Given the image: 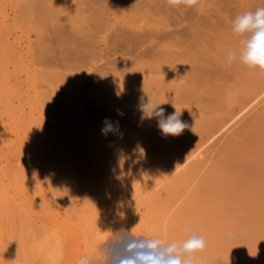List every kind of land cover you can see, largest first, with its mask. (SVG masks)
Returning <instances> with one entry per match:
<instances>
[{
    "label": "rangeland",
    "instance_id": "1",
    "mask_svg": "<svg viewBox=\"0 0 264 264\" xmlns=\"http://www.w3.org/2000/svg\"><path fill=\"white\" fill-rule=\"evenodd\" d=\"M108 1L37 0L36 3V0L35 2L34 0H0V181L2 179L0 183L4 182L0 184L2 185L0 191L8 197L6 205L0 202V264H77V261L85 255L93 258L95 264H104L105 256L102 249L105 242L112 234L121 231L131 232L134 236H147L159 232L161 238L168 242L182 241L192 234L201 235L206 241V248L196 255L201 259L202 264H264V96L260 97L259 104L255 103V107L253 105L252 109L246 112L247 114L241 116L242 119L239 118L237 123H234L230 132L216 142L217 145L207 148L203 152L205 155L202 153L203 156L198 155L199 158L192 157L191 162L190 159L187 160L184 167L178 170L172 168L177 158L180 159V156L187 154L194 144H198L200 139L203 140L205 136L210 135L225 120L230 114L231 104L232 107L234 106L232 110H235L237 103L241 104L240 101L244 102L246 99L245 94L249 96L254 89L255 91L258 89L259 84L264 81L262 80L264 72L258 68L250 69L243 64L241 66L239 62L227 67L229 70L226 68V71L233 80L231 82L237 85L233 88V84L227 83L232 87L231 90L226 89L228 96L225 98L224 89L229 86L226 85L220 90L215 87L220 93L216 91L218 94L215 96L214 92L211 96L214 95L215 98L220 96L218 98L221 100L215 98L211 100L222 101V105L214 101L215 105L213 106V103L210 106L205 103L210 100L201 102L206 96L202 95L205 94L202 90L204 86H201L199 80L192 79L193 83L186 85L187 82L190 83L191 75L193 76L190 72L192 69L187 68L186 59L184 65L181 63L182 58L178 59L175 50H173L175 56L172 57L174 59L177 57L175 60L179 66L183 65V71L182 66L177 67L176 61L171 59V54L170 58H166L171 53L170 50L168 54V51L166 54L163 53L164 55L161 54L162 59L161 55L152 58L151 55L137 56L132 60L127 58L112 63L108 67L105 63L107 60L102 59V53L107 51V48L104 47L103 51L98 50L102 39H107L111 44L115 40L114 43L120 41V45H129L132 39L125 32L130 31L132 25L147 27V20L150 19H144L143 14L140 16L141 12L136 13L133 10L129 11H133L131 14L135 12L133 15L136 18L134 19L133 15L131 18L129 13L130 17H127L128 9L125 10L126 17L125 14H121L127 5L130 3L133 5V0H127L129 2L122 0L119 4L116 0L114 9L110 7ZM201 1L206 5L215 2V7L222 1L217 9L221 7V13L225 15H234L232 10L234 11L237 4L242 2V0L239 3L238 0ZM245 2L243 3L246 4ZM218 11L216 10L217 13ZM218 15L213 16L217 18ZM220 15L219 20H215V17L213 19L221 26H224V23L226 25V21L223 20L231 19L233 16L230 15L231 18H228L230 16L226 15L225 18L224 15L222 18ZM142 16L144 18H141ZM150 21L148 24L151 23ZM152 22H155L152 26L156 23L158 26L162 25V22L159 25L156 20ZM164 24L166 23H163V27ZM169 24L170 29L181 30L176 22L171 21ZM196 30L195 34L198 33ZM88 31L91 34L88 35ZM210 31L207 29L204 31L209 33L208 37L210 33L212 34ZM202 34L204 37L207 36L203 32L200 35ZM76 35L80 39L91 37L92 43L87 47L91 48L90 51L86 50L85 46L80 47L77 46L78 44L75 46L76 41L72 48L71 42L74 39H69L75 37L76 40ZM191 37L185 35V38L190 40ZM194 37L197 41L199 34ZM211 38L208 39L207 46L212 48L214 42ZM200 43L203 44L201 41ZM41 44L44 46L42 47ZM48 45L53 46V53L49 52L51 49ZM41 47L42 50L47 49V53L45 49L41 51ZM75 47H80L79 51ZM70 49L75 51V54L73 52L71 54ZM194 50L195 45H192L186 55L197 56L199 51ZM79 52L81 55L85 54L81 56ZM227 52L225 51V59ZM110 57L114 56L110 55ZM156 58L158 59L155 60ZM166 60H169V63L164 62ZM237 64L239 67L235 66ZM231 74L237 75L233 77ZM219 75H215L217 77L212 79L214 85L216 82L224 81L223 77L222 80L218 78L222 74ZM152 79L155 80L153 83L160 84L152 85ZM253 80H256L255 83ZM177 81L182 86H179ZM168 83L169 85L166 86ZM57 84L60 87H57ZM147 85L155 90V87L159 86L157 89L161 93L170 85L167 91L170 89L169 91L179 92L181 87L183 91V87L186 86L188 88L187 91L184 90L186 93H189L188 90L191 94L199 91L201 98L198 94L194 95L195 99L198 97L199 102L193 101L194 99L190 98L191 94L184 92L187 99L196 103L187 105L185 104L189 100L185 102L181 90L179 95L184 99H180L178 92L176 94L180 102L183 100L181 103L176 98H171L174 104L169 103L168 100H172L170 94L166 92L160 93L162 97L159 96L160 94L159 97L156 96L158 93L153 97L149 96L153 102L156 98L157 104L161 99L168 101L169 104L165 101L164 104L160 102L164 114L166 113L165 118L173 114L177 108L179 110L180 104L183 106L180 109H186V111L182 109L184 114L182 112L180 119L187 127L179 136L164 135L158 128V118L153 117L156 119L155 122L148 118L154 123L146 122L148 120H145L142 111L141 114L139 113L142 118L138 120L140 103H146L150 99L146 97V100L139 94L140 91L145 90V87L150 88ZM175 85L178 86L177 90ZM69 86L71 87L68 88ZM161 86L163 89L160 88ZM188 86L193 87V92ZM222 90L224 92L221 96ZM222 97L226 99L225 102ZM175 100L179 103L177 108H174L177 103ZM198 103H203V107L204 104L207 105V108L199 106ZM194 104L196 108L193 107ZM126 105L128 109L124 108ZM199 110L201 111L198 112ZM186 112L187 115L191 113L190 117L187 118ZM219 116H223L220 121ZM136 117L138 119L133 121ZM213 117L217 119L212 121L215 119ZM105 121L118 130L104 134L102 129L106 127ZM150 124H155L156 126H153L155 129L147 127ZM167 136L173 138L170 140ZM115 137L118 142L120 141V145L113 140ZM166 138L168 141H165ZM162 142H167L168 150L166 144L163 145ZM137 149L142 154L147 149L152 156L146 150L143 156L147 161L139 154L141 158L139 162L135 158L138 153L134 154L132 151L136 152ZM177 150L181 153L180 156H177L179 153ZM122 153H125V156L121 155ZM146 154L150 157H146ZM107 155L111 157H109L111 163ZM117 156L123 158L118 159ZM149 158L153 159L150 161ZM122 164L126 166L123 167ZM118 175L121 177L119 178ZM185 228L188 231H184ZM35 249L38 253H35ZM39 250L44 253H39Z\"/></svg>",
    "mask_w": 264,
    "mask_h": 264
},
{
    "label": "bare ground",
    "instance_id": "2",
    "mask_svg": "<svg viewBox=\"0 0 264 264\" xmlns=\"http://www.w3.org/2000/svg\"><path fill=\"white\" fill-rule=\"evenodd\" d=\"M32 1V0H31ZM39 1V0H38ZM114 1H116V0H109L108 2H109V5H110V7L112 6L113 7V5H115V2ZM119 1H122V0H117V3L119 4ZM127 1V0H126ZM131 1V0H130ZM225 1V0H224ZM237 1V0H236ZM239 1H241V0H238V3H239ZM244 1H246L245 3L246 4H244L243 2ZM242 0V2H240L239 4H237V8L235 7L236 5L235 4H233L234 5V8H236V9H234V11L232 10V13H234V15L233 14H230V15H233L234 16V18H233V16H232V18H231V16L230 15H227V16H230V17H228V18H231V19H226V20H223V21H226V25H225V23L223 24L224 26H221V24L219 25L218 23H217V21H215L216 19L217 20H219V15H220V13H221V7L219 8V9H217L218 8V5H219V3L220 2H222V1H220L219 3H218V5H217V7H215V2L213 3L212 2V4H204L202 1H201V3L198 5V6H194V7H192V8H188L187 6H184V5H180V6H176V7H172V6H170L169 4H168V2H167V0H133V5H131V3L129 4V5H127V8H124V10L122 11L123 13H121L122 15L123 14H125L124 15V17H126V12H127V17H130V15H131V18H132V15L133 14H135V12L137 13V12H141V14H140V16L143 14V16L145 17H141V18H144V19H146L147 20V18H150L151 19V21H150V19L149 20H147V27L146 26H143V25H141V26H139L138 24L137 25H135V26H130V31L128 30V32H125L131 39H132V42H131V44H123V45H120L121 43H120V41H119V43H114L115 42V40L113 41V43L111 44L109 41H107V39H102V42H100L101 40H99V46H98V50H102L104 47L105 48H107V51H105L104 53H102V59H106L107 60V62H105L106 63V65H108V67H109V65H111L112 63H118V62H120L121 60H125V59H127V58H129L130 60H132V58H135V57H137V56H142V57H145V56H150L151 55V58L152 57H159L161 54L162 55H164L163 53H165L166 54V52L168 51V50H170L171 51V53H169L170 51H168L167 52V56H166V58L168 57V58H170L171 57V59L175 56V55H173L174 53H173V50H175L174 52L177 54L176 56H178V59L181 57L182 58V61H181V63H183V65H184V62H185V59L187 60L186 61V63L185 64H187L186 66H187V68L189 69V68H191L192 70L190 71L192 74H193V76L191 75V81H190V83L188 84V82H187V84L186 85H190L191 83H193L192 82V79L193 80H199L200 81V83L202 84L201 86H204V89H202L203 90V93L205 92V94H202V95H204V97L206 98H203L204 100L203 101H201V102H203L204 103V101L206 100V101H208V100H210V101H208V103L207 102H205L206 104H210V106H212V104L214 103V101L217 103V101L218 102H220L219 104L220 105H222V101H219V100H213V102H212V100H211V98H215V97H213V96H211L212 94H214V92L216 93L215 94V96L218 94V93H220V88H222L223 87V89L225 88V86L227 85V83H230V85H232L233 83L231 82V81H233V80H231L232 79V77L228 74V72L226 71V68L227 67H225L224 65H225V62H224V60H223V58H224V55H225V51L227 52L228 50H234V49H236V48H238V46H239V37H237V36H235L232 32H231V27H232V21L235 19V17L237 16V15H239V14H242L243 12H245V11H255V7L257 6V7H264V0ZM34 2H35V0H34ZM122 2H124V0L122 1ZM122 2H121V4H122ZM127 2H129V1H127ZM230 2V1H229ZM235 2V1H234ZM23 3V2H22ZM36 3H37V0H36ZM116 3V4H117ZM226 3V2H225ZM228 3V2H227ZM108 4V3H107ZM120 4V5H121ZM125 5H126V2L124 3ZM123 4V5H124ZM215 4V5H214ZM242 4H244V5H242ZM109 5H108V7H109ZM133 7V8H130L131 6ZM36 6V5H35ZM34 6V7H35ZM122 6V5H121ZM128 6H130V7H128ZM231 6V5H230ZM229 6V7H230ZM23 7V6H22ZM32 7H33V5H32ZM111 7V8H112ZM124 7V6H123ZM123 7H121V8H123ZM126 7V6H125ZM228 7V6H227ZM240 7V8H239ZM28 8V7H27ZM115 8H116V6H115ZM118 8H120V6H118ZM224 8H226L225 6H224ZM223 8V9H224ZM231 8H233V6L231 7ZM20 9H21V7H20ZM113 9H114V7H113ZM126 9H128V10H126ZM23 10H24V7H23ZM120 10H122V9H120ZM125 10H126V12H125ZM129 10H133V11H135L133 14H131V12H133V11H129ZM216 10L218 11V13L216 12ZM228 11H229V9H228ZM231 11V10H230ZM130 15H129V14ZM217 13V14H216ZM218 15L217 16V18L215 17V16H213V15ZM129 15V16H128ZM137 15V14H136ZM225 14H222L221 13V17L222 16H224ZM226 15H225V18H227L226 17ZM133 17H134V15H133ZM215 17V20L213 19ZM136 17H134V19H135ZM222 18H224V17H222ZM146 20H145V22H146ZM153 20H156L157 22H159V25H160V23L162 24V25H160V26H158V25H156L155 24V26H152V25H154V23L152 22ZM127 21H128V19H127ZM130 21H131V19H130ZM129 21V22H130ZM151 22V23H149L148 24V22ZM171 21H173V22H176L177 23V25L179 26V27H181V30H180V28H178V29H170V24H169V22L171 23ZM126 22V21H125ZM132 22H133V20H132ZM127 23V22H126ZM135 23V22H134ZM163 23H166V24H164V27H163ZM133 24V23H132ZM218 24V25H217ZM149 25V26H148ZM151 25V26H150ZM165 25H167V26H165ZM194 27H196V28H194ZM196 30V32L198 31V33H196L197 35L199 34V37H197L198 39H197V41H196V37H194V35L196 36V34H195V30ZM206 29H207V31L209 30H211L210 32H212V34L210 33V36L208 37V32H204V31H206ZM88 30V29H87ZM124 31V30H123ZM1 32V31H0ZM204 33L205 35H207V36H203V34L202 35H200L201 33ZM88 33V35L89 34H91L89 31L87 32ZM189 35H188V34ZM207 33V34H206ZM185 35H186V37L188 36L189 38H190V36H192L191 37V40L189 39V38H185ZM42 36H43V34H42ZM77 36L78 35H76V38H77ZM83 36V35H82ZM87 36V35H86ZM182 36H183V38H182ZM211 36H212V38H211ZM41 37V36H40ZM194 37V41H192V38ZM200 37L202 38V39H200ZM208 37V38H207ZM45 39H46V37H44ZM43 38V39H44ZM79 38V37H78ZM78 38L75 40V37L74 38H70L69 40H71V39H74V40H72V42L71 41H69V42H71L72 43V48H73V43H74V41H76V43H74L75 44V46L77 45V46H80V47H84V48H86V50H88L89 49V51L91 50V48L89 47V48H87L91 43H92V41L90 40V38L91 37H88V38H79L80 40H78ZM92 38H94V37H92ZM209 38H211V40L213 39V44L211 45L212 46V48L211 47H208L207 46V42H209ZM178 39V40H177ZM200 39V40H199ZM207 39V40H206ZM209 39V40H208ZM48 40V39H47ZM51 40V39H50ZM199 40V41H198ZM204 40H205V42H204ZM39 41V40H38ZM196 41V42H195ZM200 41L201 42H203V44L202 43H200ZM40 42H41V40H40ZM39 42V43H40ZM43 42H44V40H43ZM165 42V43H164ZM38 43V44H39ZM42 43V42H41ZM45 43H47V42H45ZM44 43V44H45ZM51 43V42H50ZM49 43V44H50ZM60 43H61V41H60ZM60 43H59V45H60ZM70 43V44H71ZM163 43V44H162ZM204 43H206V45L204 44ZM109 44H111V46L109 45ZM42 45V47L44 46L43 44H41ZM69 45V44H68ZM192 45H195V50L197 49V51H199V52H197V56L195 55V56H192V55H190V56H187L186 54H188L187 53V51H188V49L189 48H191V46ZM209 45H210V43H209ZM40 46V45H39ZM46 46V45H45ZM103 46V47H102ZM42 47H41V51H44V49L42 50ZM47 47V46H46ZM48 47H49V45H48ZM51 47V46H50ZM49 47V49H51V50H49V52L51 51L52 53H53V50H52V48H53V46L50 48ZM65 47V46H64ZM68 46H66V48H67ZM80 47H75V49L77 48V50L79 51V49H80ZM194 47V46H193ZM70 48V47H69ZM139 48V51H137L136 52V50ZM210 48V49H209ZM65 49V48H64ZM167 49V50H166ZM227 49V50H226ZM66 50V49H65ZM71 50V54H73L75 51H73L72 49H70ZM69 50V51H70ZM96 50V49H95ZM194 50V51H195ZM45 51H46V53H47V49H45ZM68 51V50H67ZM78 51H76V52H78ZM81 51V50H80ZM103 51V50H102ZM50 52V53H51ZM73 52V53H72ZM93 52V51H92ZM132 52H133V54H132ZM136 52V53H135ZM44 53V52H43ZM45 53V54H46ZM70 53V52H69ZM228 53V52H227ZM227 53H226V55H227ZM55 54V53H54ZM75 54V53H74ZM77 54V53H76ZM85 54V53H84ZM83 53H82V55H84ZM156 54V56H154ZM157 54H158V56H157ZM171 54V56L169 57V55ZM51 54H49V56H50ZM79 55H81L80 54V52H79ZM78 55V56H79ZM81 55V56H82ZM110 55H113L114 57H110ZM162 55H161V59H162ZM173 56V57H172ZM48 57V56H47ZM53 57V56H52ZM51 58V57H50ZM159 58V59H160ZM164 58H165V56H164ZM167 58V59H168ZM177 57H175V59H176ZM180 58V59H181ZM221 58V59H220ZM47 59V58H46ZM154 59V58H153ZM152 59V60H153ZM158 58H156L155 60H157ZM174 59V58H173ZM174 59V60H175ZM179 59V60H180ZM183 59H184V61H183ZM225 59V58H224ZM123 60V61H124ZM170 60V59H169ZM168 60V61H169ZM172 61V62H174V64H176L177 63V61H176V63H175V61ZM43 61V60H42ZM161 61V60H160ZM160 61L158 62V64L160 63ZM167 60L166 61H164V62H168ZM44 62V61H43ZM49 62V61H48ZM157 62V61H156ZM162 62V61H161ZM171 62V63H172ZM180 62V61H179ZM44 63H46V62H44ZM104 63V64H105ZM169 63V62H168ZM170 63V64H171ZM235 63H237V62H235ZM234 64V63H233ZM239 64H241V63H239ZM105 65V66H106ZM171 65H173V64H171ZM170 65V66H171ZM176 65H178L177 67H181L182 68V71H183V65L181 64V66H179V64L177 63ZM167 66H168V64H167ZM174 66V65H173ZM216 66H218L219 67V70H218V67H216ZM235 66H238L239 67V65L237 64V65H235ZM234 66V67H235ZM241 66H242V64H241ZM156 67V66H155ZM166 67V66H165ZM185 67V66H184ZM220 67H221V69H220ZM223 67V68H222ZM175 68V67H174ZM181 68H177V69H181ZM215 68H217V70L215 69ZM237 68V67H236ZM228 69V68H227ZM231 69H234V68H231ZM240 69V68H239ZM256 69V68H255ZM254 69V70H255ZM168 70H170V69H168ZM178 70V71H179ZM187 70V69H186ZM221 70V71H220ZM229 70V69H228ZM253 70V71H254ZM171 71H172V69H171ZM181 71V72H182ZM189 71H188V73H189ZM220 71V72H219ZM244 71H246V70H244ZM181 72H180V74H181ZM236 72V71H235ZM240 72H241V69H240ZM249 72H250V70H249ZM260 72V71H259ZM173 73V72H172ZM188 73H187V75H188ZM230 73H231V71H230ZM238 73V72H237ZM255 73V72H254ZM168 74V73H167ZM184 74H186V71H185V73ZM222 74V76H220V75ZM240 74V73H239ZM238 74V75H239ZM242 74V73H241ZM49 75H50V73H49ZM52 76H53V74H51ZM54 75H55V72H54ZM169 75V74H168ZM174 75H175V73H174ZM215 75H219L220 77H218V78H220L221 79V77H223L222 79L224 80V81H222L221 83H223V84H221V83H218V82H216V85H214V83H213V80H214V78L215 77H217V76H215ZM232 75V74H231ZM237 75V74H236ZM236 75H234L235 77H236ZM249 75V74H248ZM251 76H252V72H251V74H250ZM254 75V74H253ZM48 76V75H47ZM172 76V75H171ZM181 75H179V77H180ZM233 76V75H232ZM233 76V77H234ZM57 77V76H56ZM156 77V76H155ZM154 77V78H155ZM158 77V76H157ZM156 77V78H157ZM164 77H166V76H164ZM168 77V76H167ZM193 77H195V79L193 78ZM231 77V78H230ZM250 77V76H249ZM55 78V77H54ZM58 78V77H57ZM149 78V77H148ZM153 78V77H152ZM155 78V79H156ZM159 78V77H158ZM157 78V79H158ZM171 78H173V77H171ZM176 78V77H175ZM240 78V77H239ZM161 79V78H160ZM159 79V80H160ZM168 79H169V77H168ZM183 79H185V78H183ZM189 79V75H188V77H187V80ZM213 79V80H212ZM220 79H219V81H220ZM221 79V80H222ZM235 79V78H234ZM253 79H255V78H253ZM174 80V79H173ZM212 80V82H210ZM229 80V81H228ZM237 80V79H236ZM252 80V79H251ZM262 80H264V79H262ZM47 81V80H46ZM50 81H51V79H50ZM165 81H167V80H165ZM180 81V80H179ZM179 81H177V83H179V86L181 85L182 86V84L179 82ZM186 81V80H185ZM254 81H256V80H253V82ZM52 82V81H51ZM56 82V81H55ZM60 82V81H59ZM153 82H155V80H153L152 79V85L154 84V85H157V84H160V83H158V82H156V84L155 83H153ZM164 82V81H163ZM171 82V81H170ZM173 82V81H172ZM258 82V81H257ZM48 83H49V81H48ZM58 83V82H57ZM176 83V82H175ZM174 83V84H175ZM176 83V84H177ZM197 84H198V82H196ZM196 83H194V84H196ZM255 83V82H254ZM259 83V82H258ZM261 83V82H260ZM59 84V83H58ZM57 84V85H58ZM62 84V83H61ZM60 84V85H61ZM150 84H151V82H150ZM218 84V85H217ZM219 84H220V86H219ZM225 84V85H224ZM250 84V83H249ZM51 89H52V87L49 85V84H47ZM56 85V86H57ZM162 85V84H161ZM167 85H169V83L168 84H166V86ZM185 85V86H186ZM234 85V84H233ZM237 84H235L234 86H233V88L236 86ZM251 85V84H250ZM254 85V84H253ZM258 85V84H257ZM67 86V85H66ZM140 86V85H139ZM145 86V85H144ZM147 86H149V85H147ZM163 86V85H162ZM160 87V88H162L163 89V87ZM171 86V85H170ZM170 86H168V88L170 87ZM176 86V89L175 90H177L178 88V86L177 85H175ZM184 86V85H183ZM193 86V85H192ZM227 86H229V85H227ZM252 86V85H251ZM250 86V87H251ZM55 87V86H54ZM57 87H60L59 85L57 86ZM71 86H69L68 88H70ZM143 87V86H142ZM150 88H147V87H145V90H143V91H140L141 93H139L140 94V96L142 97H144L145 99H146V97L148 98L149 96H155L157 93V95L156 96H158L161 92H159V90L157 89L159 86H156L155 88H156V90L155 89H152V87L151 86H149ZM165 87V86H164ZM173 87V86H172ZM172 87H171V89H172ZM189 88H191L190 86H188ZM218 87L219 88V90L217 91V89L216 88ZM232 87V86H231ZM231 87L229 86V87H226L224 90L226 91V89L228 90V89H230L231 90ZM257 87V86H256ZM140 88V87H139ZM159 88V89H160ZM167 88V89H168ZM182 88V87H181ZM181 88H179L180 90H181V92L183 93V94H181V92H180V90H179V92L178 91H176V92H172V91H167V89L166 88H164V89H166V90H164L163 89V91H162V93L161 94H164L163 92H166V93H168V94H170V99L172 98H176V99H178V101H179V103H181L180 102V99L181 98H183V96L181 97V95H184V90H186L187 91V86H186V88L185 87H183V91H182V89ZM185 88V89H184ZM193 88V87H192ZM191 88V89H192ZM196 88V87H195ZM244 88V87H243ZM247 88V87H246ZM254 88V87H253ZM50 89V90H51ZM58 89V88H57ZM126 89V88H125ZM144 89V88H143ZM249 89V88H248ZM47 90V89H46ZM50 90H49V92H50ZM69 90V89H68ZM173 91H175L174 89H172ZM193 90L194 89H192V91L191 92H193ZM232 90H234V89H232ZM244 90V89H243ZM252 90V89H251ZM52 91V90H51ZM72 91V90H71ZM127 91V90H126ZM201 91V90H200ZM218 93H217V92ZM254 92H250L251 94L249 95V96H246V94L244 95L245 97H246V99L244 100V102H242V101H240L241 102V104H239V103H237V101H236V103H237V106H235V110H232L233 109V107H232V104L230 105L231 106V110H230V112H229V110L227 111V113L229 112L230 114L225 118V115H223L222 117L223 118H225V120L224 121H222V123L218 126V127H216L215 128V130L213 131V132H209L210 133V135H207V136H205L206 138H204L203 140H201L200 138V140H199V142H198V144H194V146L189 150V152L187 151V154H185V155H182V156H180V152L179 153H177V156L179 155L181 158L180 159H178L177 157V159H176V161H175V163H174V167H172V168H177V170H178V168H180V167H184V164H186L187 163V160L189 161V159H190V161L189 162H191V159H192V157H194V156H203L202 155V153L203 152H205V150H207V148H211L210 146H214V144L215 145H217L216 144V142H218L219 141V139L221 140V138L226 134V133H228V132H230L229 130L231 129V127L232 126H234V123L236 124L237 123V121H238V119L239 118H243V117H241V116H244V113L245 114H247L246 112L247 111H249V109L251 108L252 109V106L255 104V103H258L259 104V100H260V97L261 96H264V81H262V84H259V86H258V89L255 91V89L253 90ZM73 92H75V91H73ZM177 92H178V94H177ZM188 92L190 93V90H188ZM197 92V91H196ZM196 92H193L192 94H191V97L189 96L190 94L189 93H186V94H189V95H186V96H188V97H190L193 101H195L196 102V100H197V102H199V100H198V97H197V99H195V96L194 95H197L198 94V96L200 97V95H199V91H198V93H196ZM223 90H222V93H221V96H222V94H223ZM235 92V91H234ZM243 92V91H242ZM54 93V92H53ZM225 94H223L224 96V98L225 97H227L228 96V92L226 91V92H224ZM231 93V92H230ZM245 93V92H244ZM155 94V95H154ZM159 95L160 97H162V95ZM173 94V95H172ZM175 94V95H174ZM178 96H180V99L179 98H177V95ZM179 94H181V95H179ZM201 94V93H200ZM242 95H243V93H241ZM247 94H248V92H247ZM51 95H53L52 93H51ZM123 95V94H122ZM124 95H126V94H124ZM167 95V94H166ZM194 97H193V96ZM208 95V96H207ZM158 96V97H159ZM171 96H173V97H171ZM209 96H211V97H209ZM126 97V96H125ZM164 97H165V95H164ZM167 97H169V95L167 96ZM184 97H185V95H184ZM202 97V96H201ZM200 97V98H201ZM218 97H220V96H218ZM218 97H216L215 99H220L221 100V98H218ZM222 97V100L224 99ZM231 97V96H230ZM238 97V96H237ZM242 97V96H241ZM123 98H124V96H123ZM123 98H122V100H123ZM128 98V97H127ZM126 98V99H127ZM150 98V97H149ZM155 98V97H154ZM239 98V97H238ZM264 98V97H263ZM125 99V98H124ZM150 99H152V98H150ZM171 99V100H172ZM184 99V98H183ZM191 99L189 100V98L187 99V97H185V102H186V100H189V101H191ZM228 99V98H227ZM230 99V98H229ZM262 99V98H261ZM147 100V99H146ZM155 100H156V102H157V99L155 98ZM155 100H154V103H155ZM164 100V99H163ZM166 100H168L167 98H166ZM240 100H242V99H240ZM141 101H143V98H142V100ZM148 101V100H147ZM161 101H162V99H161ZM160 101V102H161ZM165 101V100H164ZM164 101H162L163 102V104H164ZM169 101V103L171 102V103H173L174 104V101L172 100V101H170V100H168ZM168 101L166 102L167 104H169L168 103ZM175 101H177V100H175ZM178 101H177V103H176V106L174 107V108H177L178 106H177V104H179L178 103ZM189 101H187L186 102V104L183 102V104H185V105H187V104H193V103H195V102H189ZM226 101V99H224L223 100V102H225ZM116 102V101H115ZM125 102H127L126 100H125ZM138 102V101H137ZM146 102V101H145ZM159 102V101H158ZM160 102H159V104H160ZM209 102H212V103H209ZM122 103V102H121ZM139 103V102H138ZM165 103V104H166ZM203 103L201 104H199L198 103V105L200 106H202L203 107ZM116 104V103H115ZM119 104V103H118ZM141 104V103H140ZM157 104V103H156ZM196 104V103H195ZM195 104L193 105V107H195ZM235 104V103H234ZM161 105H162V103H161ZM161 105H160V107H161ZM181 106H182V104H180ZM184 105V106H185ZM215 105V103L213 104V106ZM225 105V104H224ZM120 106V105H119ZM135 106V105H134ZM138 106V105H137ZM169 106H171V105H169ZM181 106H179V110H182V109H185V108H181L180 109V107ZM190 107L192 106V105H189ZM198 106V107H199ZM217 106V105H216ZM116 107V106H115ZM130 107V106H129ZM183 107V106H182ZM207 108V105L205 106V104H204V107L203 108ZM253 107H255V105L253 106ZM122 108V107H121ZM125 109L127 108V105H126V107H124ZM136 108V107H135ZM134 108V109H135ZM139 108V112H138V117H140L139 116V113L141 114V110H140V107H138ZM138 108H136V110L138 111ZM168 107H166V109H167ZM170 108V107H169ZM171 108L172 109H174L172 106H171ZM187 108V107H186ZM196 108V107H195ZM226 108V107H225ZM124 109V110H125ZM128 109V108H127ZM134 109H133V111H134ZM165 109V110H166ZM178 109V108H177ZM188 109H191V108H188ZM193 109V108H192ZM198 109V108H197ZM214 109V108H213ZM224 109V108H223ZM230 109V108H229ZM195 110V109H194ZM204 110V109H203ZM202 110V111H203ZM226 110H227V108H226ZM225 110V111H226ZM131 111V110H130ZM167 111H168V109H167ZM174 111V110H173ZM185 111H186V109H185ZM201 110H199L198 112H200ZM205 111V110H204ZM211 111H212V109H211ZM215 111H217V110H215ZM225 111H224V114H225ZM251 111V110H250ZM118 112V111H117ZM127 112H129V111H127ZM165 112V111H164ZM183 112V111H182ZM193 112V111H192ZM213 112V111H212ZM211 112V113H212ZM134 113V112H133ZM132 113V114H133ZM135 113H137L136 111H135ZM220 113H222V112H220ZM130 114V113H129ZM166 114V113H165ZM164 114V115H165ZM183 114H184V112H183ZM217 115H218V112L216 113ZM216 114H213V116L214 115H216ZM186 115H187V112H186ZM190 115H191V113H190ZM190 115H187V118H188V116L190 117ZM134 117H135V115H133ZM133 116H131L132 117V119H133ZM144 117V116H143ZM221 116H219L218 117V120L220 121V118H222ZM142 118V115H141V117L138 119L137 117H136V119H134L133 121H136L137 119L138 120H140ZM212 118V117H211ZM213 118H215V117H213ZM131 119V118H130ZM151 119H153V118H151ZM150 119V120H151ZM155 119V118H154ZM153 119V121L155 122V120L157 119H155L154 120ZM190 119V118H189ZM217 119V117L215 118V119H212V121L214 120H216ZM240 119V120H241ZM129 120V119H128ZM145 120H148V118L146 119L145 118ZM150 120H148V121H146V122H149ZM152 121V122H153ZM158 121V120H157ZM156 121V122H157ZM145 122V123H146ZM151 121H150V123H152ZM153 122V123H154ZM191 122V121H190ZM218 122V121H217ZM137 123V122H136ZM143 123H144V121H143ZM158 123V122H157ZM213 123H216V122H213ZM133 124V123H132ZM138 124V123H137ZM141 124V123H140ZM217 124H219V123H217ZM134 125V124H133ZM132 125V126H133ZM136 125V124H135ZM145 125V124H144ZM155 125V124H154ZM154 125H152V124H150V126H148L147 125V127H152L153 128V126ZM137 126V125H136ZM141 126V125H140ZM156 126V125H155ZM131 127V126H130ZM138 127V126H137ZM136 127V128H137ZM145 127V126H144ZM143 127V128H144ZM146 127V128H147ZM159 128V127H158ZM157 128V129H158ZM132 129H135V128H132ZM140 129V128H139ZM153 129H155V128H153ZM212 128L210 127V130H211ZM145 130V129H144ZM159 130V129H158ZM130 131H132V130H130ZM129 131V132H130ZM141 131H143V130H141ZM148 131V130H147ZM160 131V130H159ZM209 131V130H208ZM125 132V131H124ZM153 132V131H152ZM157 132V131H156ZM126 133H128V131L126 132ZM125 133V134H126ZM136 133L138 134L139 133V131L137 130L136 131ZM145 133H146V130H145ZM161 133V132H160ZM208 133V132H207ZM142 134V133H141ZM120 135H122L123 136V134H120ZM143 135V134H142ZM145 135H147V133L145 134ZM145 135H144V137H145ZM148 135H150V134H148ZM152 135V134H151ZM164 136V135H163ZM171 136V135H170ZM179 136V135H178ZM125 137H126V135H125ZM143 137V138H144ZM153 137V136H152ZM160 136H158V138H159ZM168 137V136H167ZM174 137V136H173ZM173 137H171V138H173ZM176 137V136H175ZM105 138V141H106V137H104ZM108 138H109V136H108ZM107 138V139H108ZM114 138V137H113ZM132 138V137H131ZM130 138V139H131ZM157 138V139H158ZM162 138V137H161ZM171 138L170 137H168V139H170L171 140ZM112 139V138H111ZM134 138H132V140H133ZM148 139V138H147ZM151 139V138H150ZM160 139V138H159ZM158 139V140H159ZM113 140H115V141H117L118 139L115 137V139H113ZM131 140V141H132ZM143 141H144V139H142ZM141 140V141H142ZM162 140V139H161ZM169 140V141H170ZM177 140V139H176ZM9 141V140H8ZM108 141V140H107ZM112 141V140H111ZM123 141V140H122ZM121 141V142H122ZM129 141L130 140H128V143H129ZM134 141V140H133ZM147 141V140H146ZM163 141V140H162ZM165 141H168L167 140V138L165 139ZM118 142V141H117ZM120 142V141H119ZM119 142H118V144H119ZM127 142V141H126ZM138 142H140V141H138ZM145 142V141H144ZM143 142V143H144ZM116 143V142H115ZM124 144H125V142H123ZM134 143V142H133ZM141 143V142H140ZM166 144L165 142H162V144ZM169 143V142H168ZM171 143V142H170ZM179 143L180 142H178V145H179ZM193 143V142H192ZM196 143V142H195ZM130 144V143H129ZM161 144V143H160ZM163 144V145H164ZM175 144V143H174ZM115 145H117V144H115ZM120 145V144H119ZM132 146H133V144H131ZM139 145V143H137V146ZM149 145V144H148ZM173 145V144H172ZM176 145V144H175ZM177 145V146H178ZM191 145V144H190ZM111 146H112V144H111ZM118 146V145H117ZM116 146V147H117ZM134 146H135V144H134ZM153 146V145H152ZM151 146V147H152ZM167 146V144L165 145V147ZM169 146V145H168ZM183 146V145H182ZM140 147V146H139ZM164 147V148H165ZM179 147V146H178ZM186 147V146H185ZM113 148L115 149V147L113 146ZM137 148V147H136ZM167 148V147H166ZM172 148V147H171ZM175 148V147H174ZM183 148V147H182ZM212 148H214V147H212ZM106 149H107V147H106ZM110 149V148H109ZM139 149V148H138ZM136 150V152H135V150H132V151H134L133 153L134 154H137L138 156L136 157L135 155V158L136 159H138V161L140 162V160H141V158H140V155L139 154H141L142 156L141 157H145V156H143V154L146 152V150L145 151H143L144 153L142 154V152L140 153L139 152V150ZM149 149V148H148ZM152 149V148H151ZM169 148H167V150H168ZM173 149V148H172ZM180 149H181V147H180ZM179 149V150H180ZM112 150V149H111ZM128 150V149H127ZM175 150V149H174ZM182 150V149H181ZM116 151V150H115ZM114 151V152H115ZM138 151V152H137ZM141 151V150H140ZM148 151V150H147ZM149 151H150V149H149ZM148 151V153H150ZM154 151V150H153ZM171 151V150H170ZM176 151V152H177ZM113 152V153H114ZM183 152H185L184 150H183ZM182 152V153H183ZM112 153V154H113ZM117 153V152H116ZM128 153V152H127ZM127 153H126V155H127ZM207 153V152H206ZM110 154V153H109ZM112 154H111V157H112ZM118 154V153H117ZM125 153H122L121 155H124ZM152 153H150V156H152L151 155ZM172 154H173V152H172ZM204 155H205V153H203ZM106 155V154H105ZM116 155V154H115ZM119 155V154H118ZM120 155V156H121ZM131 155V154H130ZM108 156V155H107ZM119 156V157H120ZM125 156V155H124ZM148 156V154H146V157ZM150 156H148V157H150ZM199 156H198V158H199ZM109 157L110 156H108V160H109ZM110 157V158H111ZM118 157V156H117ZM117 157H115V158H117ZM119 157H118V159H119ZM114 158V157H113ZM120 158H123V157H120ZM126 159V158H125ZM144 159H146V161H147V158H144ZM150 159H153V158H149V160ZM155 159V158H154ZM172 159V158H171ZM112 160V159H111ZM174 160V159H173ZM173 160H171V161H173ZM110 161V160H109ZM122 161H124V160H122ZM121 161V162H122ZM145 161V160H144ZM143 161V162H144ZM151 161V160H150ZM9 162V161H8ZM113 162H114V160H113ZM112 162V163H113ZM125 162V161H124ZM153 162V161H152ZM156 162V161H155ZM170 162V161H169ZM168 162V163H169ZM110 163H111V161H110ZM119 165H120V163L119 162H117ZM142 163V162H141ZM147 163V162H146ZM154 163V162H153ZM171 164V163H170ZM168 165L169 166V168H170V166L171 165ZM173 164V163H172ZM116 165V164H115ZM114 164H113V166H115ZM123 165V164H122ZM121 165V166H122ZM155 165V164H154ZM116 166H118V165H116ZM124 166H126V165H123V167ZM129 166V165H128ZM120 167V166H119ZM118 167V168H119ZM146 167H148V166H146ZM150 167H151V165H150ZM182 167V168H183ZM117 168V169H118ZM172 168H170V170L172 169ZM181 168V169H182ZM5 169V168H4ZM121 169V168H120ZM123 169V168H122ZM146 169H148V168H146ZM162 169V168H161ZM163 169H165L166 170V168H163ZM168 169V168H167ZM150 170V169H149ZM148 170V171H149ZM152 171H153V169H151ZM169 170V169H168ZM169 170V171H170ZM174 170V169H173ZM176 170V171H177ZM120 171V170H119ZM163 171V170H162ZM175 171V172H176ZM1 172V171H0ZM121 172V171H120ZM124 172H127V170L125 171L124 170ZM130 172V171H129ZM128 172V173H129ZM164 172V171H163ZM171 172V171H170ZM173 172V171H172ZM148 173V172H147ZM150 173V172H149ZM148 173V174H149ZM156 173V172H155ZM164 173H166V172H164ZM168 173V172H167ZM3 174H4V172H3ZM121 174V173H120ZM133 175V174H132ZM130 176V175H129ZM118 177H119V175H118ZM121 177V176H120ZM119 177V178H120ZM130 177H132V176H130ZM135 177H136V175H135ZM148 177V176H147ZM150 177V176H149ZM153 177V176H152ZM127 178V177H126ZM137 178V177H136ZM150 179H151V177H150ZM150 179H149V181H150ZM124 180V179H123ZM1 181H2V179H1ZM0 181V182H1ZM130 181V180H129ZM124 182V181H123ZM4 182H2V183H0V184H3ZM150 183V182H149ZM142 185V184H141ZM123 186V185H122ZM0 187H2V185L0 186ZM127 188V187H126ZM130 188V187H129ZM128 188V189H129ZM134 188V187H133ZM2 190V189H1ZM6 190V189H5ZM8 190V189H7ZM20 192V191H19ZM136 192V191H135ZM0 194L2 195V197H1V195H0V198H1V200H0V202L2 201L3 202V205L5 204V202H7L8 201V197L7 196H5L4 194H2V192L0 191ZM21 194V193H20ZM11 195V194H10ZM12 196V195H11ZM11 198V197H10ZM15 199V198H14ZM13 199V200H14ZM24 202V201H23ZM19 203V202H18ZM12 204V203H11ZM16 204V203H15ZM20 204H22L21 202H20ZM6 205V204H5ZM23 205H25V207H26V204H25V202H24V204ZM22 205V206H23ZM20 206V205H19ZM13 207V206H12ZM17 207V206H16ZM23 208H24V206H23ZM7 208L5 207V210H6ZM26 210V209H25ZM12 211H13V209H12ZM16 212V211H15ZM114 216V215H113ZM119 216V215H118ZM2 217V216H1ZM116 217V216H115ZM114 217V218H115ZM117 219H118V217H116ZM22 219V218H21ZM116 219V220H117ZM112 221V220H111ZM113 221H114V219H113ZM33 222V221H32ZM116 222V221H115ZM119 222V221H118ZM163 223V222H162ZM117 224V223H116ZM161 224V223H160ZM31 226V225H30ZM164 228V227H163ZM33 230V229H32ZM34 231V230H33ZM152 234V233H151ZM33 239V238H32ZM31 239V240H32ZM38 244V243H37ZM36 245V244H35ZM38 245H40V244H38ZM37 246V245H36ZM46 248V247H45ZM36 249H37V247H36ZM36 249H35V253L38 251H36ZM39 249V248H38ZM47 249V248H46ZM48 250V249H47ZM42 251V250H41ZM40 250H39V253H44V252H41ZM33 252V251H32ZM38 253V252H37ZM48 253V252H47ZM41 254V255H42ZM37 255H39V254H37ZM40 255V256H41ZM40 258V257H39ZM48 258V257H47ZM42 260V259H41ZM46 260V259H45ZM38 263V262H37ZM44 263V262H43ZM49 263V262H48ZM38 264H40V263H38Z\"/></svg>",
    "mask_w": 264,
    "mask_h": 264
},
{
    "label": "clouds",
    "instance_id": "3",
    "mask_svg": "<svg viewBox=\"0 0 264 264\" xmlns=\"http://www.w3.org/2000/svg\"><path fill=\"white\" fill-rule=\"evenodd\" d=\"M172 7L184 5L188 8L198 6L201 0H167ZM231 32L239 37V46L227 53L225 66L231 67L239 62L252 69L264 72V7L255 11H245L232 21ZM161 104L148 99L142 102L140 110L146 118H158V127L164 135L178 136L187 125L180 119L182 110L164 117ZM104 134L118 130L105 121ZM118 123V122H117ZM188 231L187 228L183 229ZM206 248L203 236L192 234L182 241L168 242L159 232L147 236H134L131 232H118L105 242L102 252L104 264H202L196 255ZM77 264H95L93 258L85 255Z\"/></svg>",
    "mask_w": 264,
    "mask_h": 264
}]
</instances>
